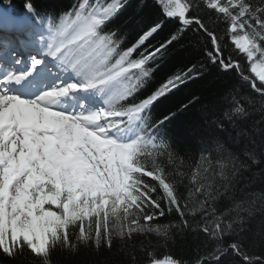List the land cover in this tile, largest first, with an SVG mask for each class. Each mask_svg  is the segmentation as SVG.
Here are the masks:
<instances>
[{"label":"snow or ice","instance_id":"1","mask_svg":"<svg viewBox=\"0 0 264 264\" xmlns=\"http://www.w3.org/2000/svg\"><path fill=\"white\" fill-rule=\"evenodd\" d=\"M128 5L0 0V261L264 264V0H137L151 17L117 25ZM210 70L175 133L200 97L158 106Z\"/></svg>","mask_w":264,"mask_h":264},{"label":"trees","instance_id":"2","mask_svg":"<svg viewBox=\"0 0 264 264\" xmlns=\"http://www.w3.org/2000/svg\"><path fill=\"white\" fill-rule=\"evenodd\" d=\"M13 4L20 8L23 0H12ZM40 4H55V5H70L72 0H38ZM137 0H129V5L122 12L121 16L115 21L117 25L122 24L125 20L131 17L133 20L143 17L148 19L152 15L151 8H145L142 12H138L136 8ZM197 53L194 48L189 47L187 50L177 49V51L161 66L160 74L164 75L174 70L177 66L188 63L189 61L195 62ZM205 80L190 82L186 88H183L171 100L165 101L157 108V112L166 111L169 108H175V105L187 96L195 94L201 99V104H198L189 112L178 114L175 123L172 125V130L179 135H186L191 132L193 125L200 120L201 108L204 105L210 104L218 92L220 85L216 83V76L214 70H210L205 74ZM258 171V169H257ZM255 189L264 187V176L256 178L253 185ZM259 215L253 221L252 227L256 229L259 226ZM259 251V249H257ZM122 256L109 257L107 252L97 254L95 251L80 246L79 250L75 253L68 252H55L52 254V264H102L104 260H108L109 264H118L119 261L124 260ZM3 264V261H0Z\"/></svg>","mask_w":264,"mask_h":264}]
</instances>
